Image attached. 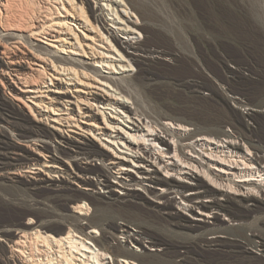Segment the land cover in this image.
<instances>
[{
	"label": "bare ground",
	"instance_id": "1",
	"mask_svg": "<svg viewBox=\"0 0 264 264\" xmlns=\"http://www.w3.org/2000/svg\"><path fill=\"white\" fill-rule=\"evenodd\" d=\"M95 1L97 7L91 0H0V125L11 130L18 140L63 141L73 128L100 140L105 133L124 152L104 141L113 153L80 145L77 157L101 159L109 166L78 164L79 183L94 187L97 183L87 179L94 176L106 188L118 187L110 181L112 172L128 167L136 172L130 183L144 188L148 196L132 193L136 201L122 206L116 202L104 204L90 194L67 188L49 189L41 197L47 209L40 206L37 197L21 200L15 206L0 196L1 205L16 211L15 218L0 220V236L10 245L7 248L0 244V264H264L253 254V249L264 253V135H250L245 119L253 118L259 129H264V122L253 113H233L219 121L232 125L233 132L193 130L184 113L148 103L141 86L146 80L156 79L157 72L144 68L143 79L137 80L130 74L118 76L116 70L122 74L133 72L137 56H170L175 51L139 42L142 34L150 33L143 22L152 19L141 11L140 3L134 2V10L126 0ZM196 1L202 6L206 3ZM257 2L264 5V0ZM262 33L256 32L259 35L252 40L258 46H264ZM262 54L258 67L252 60L235 58L237 70L231 73L241 82L242 71H250L257 79L248 83L264 93ZM95 64L112 75H102ZM97 87L104 91L93 92ZM242 102L236 101L245 109H264V100ZM20 104L36 122L52 124L57 131L31 125ZM27 148L34 153L20 154L22 151L4 128L0 130V175L39 177V171L46 175L40 181L51 182L57 173L53 168L62 160L55 155L48 158L52 153L48 145ZM4 193L11 196L12 191ZM171 195H179L180 200ZM150 197L155 200L151 202ZM70 207L85 215L93 207V213L89 218L83 213L79 219L74 218L67 215ZM181 208L192 216V223L184 219ZM212 215L214 223L208 225ZM80 218L87 221L86 226L79 223ZM115 220L125 224L118 226ZM232 222L236 226L225 227ZM247 231L252 232L251 237ZM177 233L183 239L172 237ZM219 233L230 239H219ZM117 234L145 250V255L110 245ZM155 249H162L163 256L147 253Z\"/></svg>",
	"mask_w": 264,
	"mask_h": 264
},
{
	"label": "rangeland",
	"instance_id": "2",
	"mask_svg": "<svg viewBox=\"0 0 264 264\" xmlns=\"http://www.w3.org/2000/svg\"><path fill=\"white\" fill-rule=\"evenodd\" d=\"M204 1L206 3L202 6L196 0H194V2L192 0H126V2H129L128 4L131 5L129 6L133 7L134 10L135 3H140L141 6L140 4L139 6L141 8L143 7L142 9H145L144 11L141 9V11L146 14L148 13L147 15L152 17L151 20H146L143 23L149 27L148 29H152L153 31L149 30L151 34H142L139 38V42L142 44L150 43L153 47L160 46L164 49L167 48L168 50L172 48L171 50H174L175 54L170 56H156L153 58L137 56L136 60L133 61V72L122 74L120 71L116 70V73H118V76H126L130 74L131 78L139 80L143 79L144 68H149L157 72L158 75L156 76V79L146 80L141 86L142 91L147 94V102L151 105L159 106L164 110L170 109V111L176 114L181 112L184 113L191 122L193 130L195 128H208L233 132L234 128L232 125L226 123L220 124L219 122L220 120H223L222 118H226V116L229 117L233 113H240L244 116H247L248 113H253L264 122V109L251 107V110H249L236 103V101H243V104H252L251 102L253 101L264 100V93L258 92V89H255L248 83L249 80H256L257 76L244 69L242 71L243 79L240 82L231 73L237 70L235 58H246L249 61L252 60V64H254L255 67H258L257 63L262 57V53H264V46H258L254 41H256L259 35L256 34V32H264V18H262L264 16V9L262 8L264 5L259 2L256 4V0ZM91 2L93 7L98 6L95 0H91ZM258 4L260 7L257 8ZM255 5L257 6L255 7ZM200 6L204 8H201ZM256 8L259 10L256 11ZM261 8L262 11L260 10ZM223 13L224 15H222ZM251 27H253V29ZM196 42L198 44H196ZM197 45L199 46L197 47ZM100 46L107 50L103 45ZM259 47H261V49H258ZM112 50L115 52V49ZM235 55H238V57ZM106 56L109 59L117 60L115 56L110 54H106ZM95 65L96 68L103 72L102 75H112L110 70L102 69L100 64ZM99 83L111 91H115L111 86L101 81H99ZM93 90L95 93L96 91H104V89L99 87L94 88ZM0 93H3V88L1 86ZM109 95L111 94L109 93ZM6 100L9 101V98H6ZM71 107H73V103ZM101 108L103 107L101 106ZM20 109H23V112L26 113L25 115L28 117L31 125L46 128L53 132L57 131L52 124L47 125L45 122H36L29 110L21 104ZM94 112L96 113L97 111ZM6 115L9 116L7 113ZM109 115L113 117L112 119L118 120V117L111 113H109ZM245 122L248 125V133L250 135H253L254 133L264 135V129H259L253 118L246 117ZM0 126V130H3L4 128V131H6L12 142H14L22 151L20 154H23V152L30 154L34 153L31 151V148H27V146L43 148L45 145H48V147H50L48 149L52 152L48 153V158L52 159L51 155H55L58 160H62L60 166H55L53 168L57 173L52 175L51 182H45V180L40 181V177L46 179V175L39 171L36 172L39 177L34 174L30 175V177L24 175L17 176L8 173H4L2 176L0 175V196L15 206H19L21 200L26 198L30 200L32 197H37L41 204L40 206L47 209L48 206L45 204L46 202L41 198L45 194L44 191L49 192V189L59 191L62 188H67L79 194H90L97 200H101L104 204L116 202L120 203L122 206L127 205L128 201H136V199L131 196L132 193H137L146 197L148 196V193L144 188L130 183L129 179L134 177L136 172L135 169L128 167L121 170H113V176L110 178V181L118 187H113L111 189L106 188L105 186L100 185L98 178L94 176H88L87 178L88 180L97 183L94 187H86L79 183L81 180L76 176L78 164L83 166L88 165L93 168L109 166L106 161L101 159L87 161L82 156H76L77 148L80 145L85 146L87 144L97 147L102 151L113 153L112 149L108 148V146L103 143L104 141L114 145L105 133L103 136L102 134L100 135V140L94 135L90 136L89 133L73 128L68 131L69 138H65L63 141H60L59 139H55L54 142L48 139H46V141L45 139L33 141L24 139L18 140L14 137L15 135H13L14 133H12L11 130L3 125ZM113 137H115V135H113ZM114 146L116 147V145ZM56 147L60 149L56 150L60 152L62 151L61 153H63L64 156L66 155V157L61 156L57 151L55 152L54 149ZM116 150L124 152L117 147ZM10 155L12 154L10 153ZM9 189L12 191L11 196H6L4 192ZM38 196H40V198ZM171 197L176 201L180 200L179 195H171ZM154 200L153 197H150L151 202ZM139 203L146 206L142 201H139ZM179 211L182 213V216L186 221L192 223V216H190L186 210H182L181 208ZM66 212L68 216L74 218L78 217L79 219V217L82 216L89 218L93 213V207H90L89 215L73 210L71 207L68 208ZM80 213H83L82 216L79 215ZM14 214H16V211L13 209H7V207L0 204V220L15 218L16 215ZM218 216L223 218L222 213H218ZM213 218L214 215L210 217L209 223L207 222L208 225H213L215 220ZM23 220L27 221V217H24ZM86 222L87 221L82 218L79 220V223L84 226H86ZM115 222L118 226L125 224L122 220H115ZM194 224L196 223L194 222ZM233 225L236 226L233 222L230 224L226 223L225 227ZM130 229L136 231V228L133 226H130ZM8 230L11 232L16 231L15 228H8ZM177 234L171 236L177 240L183 239L184 236L182 234ZM246 235L251 237L252 232L247 231ZM96 236L97 238L100 237L98 233ZM216 236L222 240L230 239V237L224 233H219ZM206 238L211 239L212 235H206ZM231 239L234 238L231 237ZM0 244L7 248L10 246L8 245L9 242L4 240L1 236ZM110 245H120L125 249L145 255V250L128 242L127 239L120 234H117V237L111 241ZM253 251V254L256 257L264 260V253L261 249H253ZM147 253L156 256H163L164 254L162 249L149 250ZM9 256L10 255L7 254V257Z\"/></svg>",
	"mask_w": 264,
	"mask_h": 264
}]
</instances>
